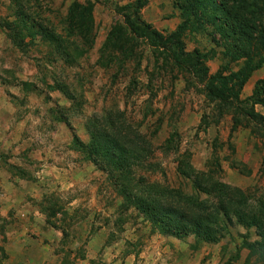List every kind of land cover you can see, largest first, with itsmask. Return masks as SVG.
<instances>
[{
    "label": "rangeland",
    "instance_id": "1",
    "mask_svg": "<svg viewBox=\"0 0 264 264\" xmlns=\"http://www.w3.org/2000/svg\"><path fill=\"white\" fill-rule=\"evenodd\" d=\"M20 1L37 11L34 16L25 11L32 31H22L25 42L33 33L36 40L23 49L7 36L21 29L3 26L4 21L18 20ZM132 1L0 0V237H25L27 249H43L31 264H264V238L257 227L232 214L233 204L225 216L213 194L200 195L213 201L209 211L221 213L216 241L162 233L150 217L124 200V187L113 186L105 169L73 149L74 137L88 140V118L117 107L150 140V155L131 167L136 181L192 193L191 182L176 171L182 159L178 155L185 153L197 171L232 189L230 201L238 199L239 190L248 196L250 207L264 208V121L244 114L250 103L237 109L236 101L230 107L211 101L191 76L159 69L161 60L155 62L148 48L142 51L140 67L129 63L115 79V69L96 64L106 35L121 20L118 6ZM74 2L93 4L96 38L84 58L68 65L66 56L57 55L56 48L39 37L41 27L44 34L64 35ZM141 16L164 33L182 22L176 0H147ZM194 22L183 40L187 51H214L206 61L209 74L222 70L227 76L244 65L245 58L226 55L233 47H225L207 19ZM260 24L264 30V20ZM134 78L136 84L128 92ZM263 78L264 61L244 84L240 100ZM56 80L64 83L65 92L57 89ZM253 109L264 117L261 105ZM167 140L172 143L165 151Z\"/></svg>",
    "mask_w": 264,
    "mask_h": 264
},
{
    "label": "trees",
    "instance_id": "2",
    "mask_svg": "<svg viewBox=\"0 0 264 264\" xmlns=\"http://www.w3.org/2000/svg\"><path fill=\"white\" fill-rule=\"evenodd\" d=\"M146 4L147 0H134L118 6L121 20L111 27L100 46L96 60L98 66L115 69L111 77L118 78L127 64L132 63L140 67L144 49L148 48L149 55L155 57V62L161 60L159 69L169 67V72H175V75L191 76L202 84L203 92L211 101L218 100L228 107L232 105L231 101H236L237 109L241 104L250 103L244 114L257 116L264 121V117L253 109L255 104L264 108V78L257 82L249 97L244 100L239 98L248 78L264 61V30H261V24V27L258 25L264 20V0H176V5L181 10L182 22L175 30L167 33L155 29L142 19L141 9ZM26 7L30 6L21 1L16 2L18 20L3 22L7 29H21L17 33L7 34L13 45L19 49L36 40L33 33L28 37L31 40L27 44L26 35L22 34V31L32 32L27 25L29 17L26 13L29 12L25 11L30 10L33 16L37 14L32 6ZM92 8L93 4L90 3H72L68 10L69 18L66 19V33L63 35L49 31L44 34L46 29L41 27L42 35L39 41L48 40V44L56 48L57 55L68 58L66 64L79 62L95 43L96 35L92 33ZM242 12L245 13L244 16ZM204 18L213 25L220 41H226L228 45L225 47H233L226 54L231 60L245 58L244 65L239 70L227 76H223L222 70L209 74L206 61L214 55V51L202 53L197 48L186 50L184 31L194 26V20L198 25L203 24ZM213 39L216 41L214 34ZM231 42L234 44L230 45ZM209 53L210 56L207 57ZM136 81L137 78L129 81L128 92H131V87L135 86ZM259 83H262V87ZM56 84L58 90L65 92L64 83L56 80ZM227 98L232 100H226ZM115 108L88 118L85 124L88 140L85 142L74 137L73 149L82 152L87 161L105 169L113 186L121 187L120 189L124 187L120 192L124 194L126 202L150 217L154 226L160 228V232L176 236L190 234L195 240L206 242L218 239L220 230L215 226L221 221L218 209L221 208L224 215L228 216L233 204L232 214L239 215V220L247 225L257 227L263 240L264 208L250 207L247 203L248 196L239 190H236L238 199L231 200V203L232 189L216 182L212 176L205 177L204 173L197 171L185 160V153L178 155V158L182 159L179 160L176 171L181 178L191 182L192 193L186 192L182 187L161 190L155 185H148L145 179L136 181L131 175V167L141 165L150 155V140L140 132L138 124L133 122L125 111ZM170 142L171 140H167L164 143L165 151L169 150ZM154 191L155 193H152ZM202 193L213 194L221 206L209 211V208L213 207V201L200 199Z\"/></svg>",
    "mask_w": 264,
    "mask_h": 264
},
{
    "label": "crops",
    "instance_id": "3",
    "mask_svg": "<svg viewBox=\"0 0 264 264\" xmlns=\"http://www.w3.org/2000/svg\"><path fill=\"white\" fill-rule=\"evenodd\" d=\"M27 242L25 237H0V264H31V261H38L39 258L33 259V257L39 254L41 257V253H44L43 249H39V253H33L30 248L27 249Z\"/></svg>",
    "mask_w": 264,
    "mask_h": 264
}]
</instances>
